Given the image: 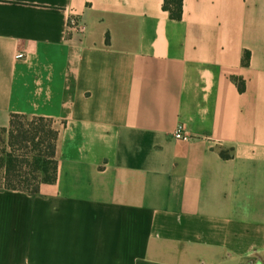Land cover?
I'll return each instance as SVG.
<instances>
[{"label": "crops", "instance_id": "crops-1", "mask_svg": "<svg viewBox=\"0 0 264 264\" xmlns=\"http://www.w3.org/2000/svg\"><path fill=\"white\" fill-rule=\"evenodd\" d=\"M164 3L0 0V129L58 133L0 264H264V0Z\"/></svg>", "mask_w": 264, "mask_h": 264}, {"label": "trees", "instance_id": "trees-1", "mask_svg": "<svg viewBox=\"0 0 264 264\" xmlns=\"http://www.w3.org/2000/svg\"><path fill=\"white\" fill-rule=\"evenodd\" d=\"M164 9L171 19L179 21L183 17V0H165ZM52 125L49 119L12 115L9 127L0 129L7 140L0 154V191L38 196L41 185L56 182L58 133ZM221 155L228 157L225 152Z\"/></svg>", "mask_w": 264, "mask_h": 264}, {"label": "built area", "instance_id": "built-area-1", "mask_svg": "<svg viewBox=\"0 0 264 264\" xmlns=\"http://www.w3.org/2000/svg\"><path fill=\"white\" fill-rule=\"evenodd\" d=\"M75 24V21H72V25H74ZM35 52L33 51V49H30V48H28L27 50H26V54L28 55H33ZM18 57H20V58H22V57H25V55H23V54H19V56ZM175 137L177 138V139H186V136L184 135V126L183 125H180V126H178V128H177V131H176V133H175Z\"/></svg>", "mask_w": 264, "mask_h": 264}, {"label": "rangeland", "instance_id": "rangeland-1", "mask_svg": "<svg viewBox=\"0 0 264 264\" xmlns=\"http://www.w3.org/2000/svg\"><path fill=\"white\" fill-rule=\"evenodd\" d=\"M45 124L47 125V123H45ZM38 125L40 126L41 124L39 123ZM48 126H51V125L48 124ZM52 128H53V130H55L54 124L52 125ZM46 130L48 131L49 128L46 129ZM6 141H7V140H6V137L0 133V154H1V152L4 150V143H5Z\"/></svg>", "mask_w": 264, "mask_h": 264}, {"label": "water", "instance_id": "water-1", "mask_svg": "<svg viewBox=\"0 0 264 264\" xmlns=\"http://www.w3.org/2000/svg\"><path fill=\"white\" fill-rule=\"evenodd\" d=\"M248 264H263V261H262V259L260 258V259H258V260L256 261V263H254L253 261H250Z\"/></svg>", "mask_w": 264, "mask_h": 264}]
</instances>
